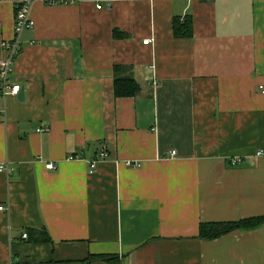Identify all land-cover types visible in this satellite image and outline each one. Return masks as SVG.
Returning a JSON list of instances; mask_svg holds the SVG:
<instances>
[{
	"label": "crops",
	"instance_id": "obj_1",
	"mask_svg": "<svg viewBox=\"0 0 264 264\" xmlns=\"http://www.w3.org/2000/svg\"><path fill=\"white\" fill-rule=\"evenodd\" d=\"M54 1L34 3L21 90L0 94V264H264V224L199 237L264 216V0ZM115 65L136 96H115Z\"/></svg>",
	"mask_w": 264,
	"mask_h": 264
},
{
	"label": "built area",
	"instance_id": "obj_2",
	"mask_svg": "<svg viewBox=\"0 0 264 264\" xmlns=\"http://www.w3.org/2000/svg\"><path fill=\"white\" fill-rule=\"evenodd\" d=\"M38 1H43L45 3H55L54 0H16L15 1V24H14V35L11 39H6L2 41V49L4 51V56L0 59V94L3 97L9 95H18L21 90V85L19 83L13 82L11 79L12 72L14 70V65L16 59L22 50V41L21 36L23 32L27 29H32L35 26V20L32 18L31 11L34 3ZM102 5H98V8H101ZM148 43L149 41H144ZM260 89L264 93V84L260 85ZM45 128L44 130H48ZM42 130V129H39ZM175 154V151H173ZM257 155H264V149H260L257 152ZM108 157V153L105 150H102L98 158L91 161V172L95 170L97 164ZM71 158H78V155L71 156ZM244 160L243 157L234 156L229 157L228 162L231 165H238ZM128 166H137L139 163H133L132 161H127ZM46 167L49 169H54V163L46 164ZM0 171L6 173L8 176H11L13 168L8 165V162L0 164ZM4 205H0V210L5 209ZM24 237H27V233L23 234Z\"/></svg>",
	"mask_w": 264,
	"mask_h": 264
},
{
	"label": "trees",
	"instance_id": "obj_3",
	"mask_svg": "<svg viewBox=\"0 0 264 264\" xmlns=\"http://www.w3.org/2000/svg\"><path fill=\"white\" fill-rule=\"evenodd\" d=\"M174 34L176 37H191L193 34L192 18L174 19ZM132 66L115 65L114 93L116 97L136 96L140 92V84L133 75ZM264 224V216L249 217L238 221H222L201 223L199 237L212 240L237 229H253ZM28 236V233H27ZM94 259L108 260L114 263L118 257L110 254L92 255Z\"/></svg>",
	"mask_w": 264,
	"mask_h": 264
}]
</instances>
